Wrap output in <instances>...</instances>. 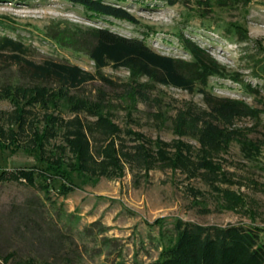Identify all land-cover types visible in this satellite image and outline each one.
I'll use <instances>...</instances> for the list:
<instances>
[{
  "label": "rangeland",
  "instance_id": "374dc122",
  "mask_svg": "<svg viewBox=\"0 0 264 264\" xmlns=\"http://www.w3.org/2000/svg\"><path fill=\"white\" fill-rule=\"evenodd\" d=\"M103 2L124 8L134 21L90 15L69 0H0V35L21 41L24 56L34 62L52 59L89 72L96 70L88 55L90 28L142 39L155 52L183 62L192 60L184 46L189 40L201 50L202 64L216 71L204 86L188 91L108 64L99 69L105 80L95 77L66 90L49 81H28L5 53L0 54V88L19 87L25 97L19 99L24 112L17 147L0 151V172L41 166L37 156L72 158L59 124L75 117L91 160L99 161L101 148L112 139L122 166L114 176L88 174L83 181L73 177L77 187L64 192L59 180L36 178V187L0 180V264H149L173 244L177 220L256 229L258 242L264 243V0ZM7 95L0 91L5 139L16 115ZM99 98L105 104L101 112L120 129L109 136L94 124L96 116L72 110L67 103ZM179 111L196 113L228 136L211 159L225 178L215 186L242 199L235 209L225 208V195L208 184L202 169L190 177L185 170L159 164L146 170L124 154L131 155L139 142L154 153L158 141L172 145L177 140L195 153L196 137L173 131ZM47 114L55 118L53 135L43 153L27 152L32 130L46 125ZM242 138L256 143L259 153L247 157L240 149ZM43 184L46 189L40 188ZM4 255H9L7 261L1 259Z\"/></svg>",
  "mask_w": 264,
  "mask_h": 264
},
{
  "label": "trees",
  "instance_id": "16d2710c",
  "mask_svg": "<svg viewBox=\"0 0 264 264\" xmlns=\"http://www.w3.org/2000/svg\"><path fill=\"white\" fill-rule=\"evenodd\" d=\"M69 1L81 5L90 12V15H103L124 21H134L133 16L127 10L120 6L105 3L103 0ZM149 1H162L172 5L178 0ZM90 33L93 41L89 47L88 55L94 63L96 69L94 72L84 70L76 64L52 59L34 62L24 56L25 47L21 41L5 35H0V54L5 53L6 59H9L8 63L16 65L21 75L28 81L37 83L49 81L66 90L77 88L83 83L95 79V77L105 80L99 74V69L108 64L113 67H124L130 74L136 73L138 76H145L152 82L188 91L193 89L195 85L204 86L206 78L216 71V68L211 69L210 66L202 64L201 50L189 40L184 41V46L189 51L192 60L183 62L155 52L145 44L144 40L136 37L122 36L103 27L90 28ZM200 89L201 92H204L203 88ZM0 91L8 93L4 97H7L16 109V115L10 122L8 139L2 137L0 129V151L13 150L17 147V136L23 123L22 113L24 109L19 102L20 97H24L20 96L23 89L15 86L11 89V86L6 85L0 88ZM69 102L67 101L70 109L84 110L90 115L96 116L97 119L94 124L103 129L107 136L120 130L107 117L108 115L101 112L105 107L101 98L94 102L83 100ZM25 103L30 104L27 101ZM44 105L47 104H42L43 107H45ZM230 105L236 108L234 104ZM46 120V125L41 130L38 128L32 130L31 146L25 148L27 152L38 151L43 153L44 144L53 135L55 118L47 114ZM48 122L52 123L47 125ZM59 125L65 130L63 132L64 145L71 150L72 158L69 160L61 158L52 160L48 156L44 158L37 156L38 160L43 163L41 166L1 171L0 180L23 182L30 187L37 186L36 178L43 181L59 180L58 188L64 192L67 189L77 187L73 182V177L83 181V178L88 174L114 176L121 172L122 166L112 139L101 148L102 157L95 163L88 155V143L82 132V126L76 117L63 121V125ZM172 126L174 133L178 135L189 134L196 137L199 148L195 153L191 152L190 145L177 140L172 145L158 141L154 146V153L152 152L153 149L145 146L143 142H139L133 145L134 151L131 155L126 151L124 154L133 156L136 162L144 166L146 170L152 164H159L173 169L185 170L186 176L190 177L196 175L198 169H202L201 171L204 172L201 174L204 179H208L206 180L208 184L225 195L228 203L225 208L235 209L238 202L242 203V199L226 188L215 186V181L225 178L223 173L219 171V166L211 159L213 152L221 147L228 136H222L224 135L223 130L216 126L215 129L211 123L196 113L188 111H179ZM127 133L138 138L141 137L136 132L127 131ZM239 144L241 151L247 157H254L259 153V146L254 142L242 138L239 140ZM60 147L58 146V148ZM166 148H172V152L170 153ZM218 174L220 175L218 176ZM40 188L46 189L45 184L41 185ZM174 227L176 237L173 244L165 250V255L161 259L149 264H264V243L258 242L256 229L235 225L226 227L202 226L178 220ZM8 258L9 255L1 257L3 261H7ZM43 264L48 263L44 262Z\"/></svg>",
  "mask_w": 264,
  "mask_h": 264
}]
</instances>
